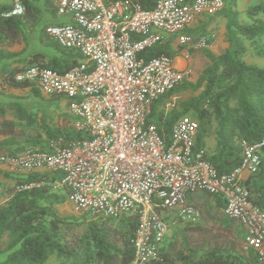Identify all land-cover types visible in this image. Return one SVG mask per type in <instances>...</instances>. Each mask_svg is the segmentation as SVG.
Returning <instances> with one entry per match:
<instances>
[{
	"label": "built area",
	"instance_id": "built-area-1",
	"mask_svg": "<svg viewBox=\"0 0 264 264\" xmlns=\"http://www.w3.org/2000/svg\"><path fill=\"white\" fill-rule=\"evenodd\" d=\"M6 16H22L23 0H6ZM65 20L46 26L59 46L82 58L64 72L41 64L20 70L43 95L63 96L76 118L81 138L53 140L48 149L28 148L0 154V165L18 177L51 173L55 190L67 189L77 212L120 218L138 212L130 264L161 260L166 237L180 222H194L200 209L194 194L204 191L224 201L225 216L245 228L244 249L264 264V208L253 204L245 182L261 165L264 138L242 142V158L220 173L197 147L199 122L179 118L167 137L148 117L160 97L189 80L188 65L176 57L140 54L171 40L180 54L210 49L213 35L195 37L185 30L203 14H217L223 0H157L144 9L135 0H51ZM42 182L32 181L20 188ZM1 191V190H0ZM168 211L167 216L163 213ZM173 215V216H172Z\"/></svg>",
	"mask_w": 264,
	"mask_h": 264
},
{
	"label": "trees",
	"instance_id": "trees-1",
	"mask_svg": "<svg viewBox=\"0 0 264 264\" xmlns=\"http://www.w3.org/2000/svg\"><path fill=\"white\" fill-rule=\"evenodd\" d=\"M55 14L51 0H23L26 12L22 16H6L9 4L0 0V80L7 88H30L32 94L43 96L29 81H20L16 74L31 65L41 64L60 72L74 66L82 56L78 51L53 45L58 55L45 61V54L37 51L25 57L8 47L26 41L27 35L42 21L41 2ZM144 9H152L157 0H135ZM218 15L227 17L228 47L216 54L205 50L207 64L194 82L185 80L174 89L160 96L152 105L149 123H155L167 137L174 123L183 115L193 113L199 122L197 147L205 149V138L214 134L217 148L206 156L220 173L230 172L242 158V142L255 143L264 138V67L244 59L248 51L247 41L254 42L264 36V0L250 5L246 12L251 22L240 20L236 0H223ZM46 28V27H45ZM43 28L44 33L46 29ZM185 31L195 32L187 28ZM49 37V36H48ZM179 55L171 40L160 42L141 56L151 58L160 54ZM264 56V48L258 50ZM190 91L193 95L180 102L165 114L159 105L174 93ZM3 94V90H0ZM66 103L63 96H57ZM68 108V102L66 103ZM69 111V109H68ZM65 123H49L20 103L0 101V152L14 155L28 148L48 149L53 140L81 138L82 132L73 127L75 117L69 111L64 114ZM216 124V127H214ZM58 176L51 173H35L18 177L10 197L0 204V255H6L0 264H46L55 254L72 264H130L135 255L133 238L140 224L138 212L124 214L120 218L96 219L63 217L57 206L70 200L67 189L55 190L51 184ZM32 181L38 186L20 188ZM250 201L264 208V150L259 171L245 182ZM224 205V201L218 198ZM163 248L161 260L145 264H259L257 256L250 258L233 251L211 250L207 252L179 253L168 256Z\"/></svg>",
	"mask_w": 264,
	"mask_h": 264
},
{
	"label": "rangeland",
	"instance_id": "rangeland-1",
	"mask_svg": "<svg viewBox=\"0 0 264 264\" xmlns=\"http://www.w3.org/2000/svg\"><path fill=\"white\" fill-rule=\"evenodd\" d=\"M251 1L252 0H239V8L238 5L236 6L240 12V20L243 22H251V18L246 12L247 8L250 5H253V3H250ZM259 1L261 0H256V2ZM41 8V23L27 35L26 41L10 46L8 49L21 50L24 57L33 52L40 51L45 54V61H47L51 56L58 55V51L53 45L54 41L43 31V28L52 23L55 13L47 7L44 1L41 2ZM57 17L61 20L58 19L59 21L53 23L61 22L64 19L60 15H57ZM189 29L194 30L195 32H186L195 37L212 34V45L219 44L218 53H221L224 50L221 42H228L227 17L224 15L203 14ZM174 39L175 36L173 37V46L175 49H179L180 54V48L175 44L176 41ZM247 44L249 46V51L244 56L247 57L248 60L259 61L258 65L264 67V57L262 58V56L258 54V49L264 48L263 39H256L254 42L247 41ZM179 59L180 57L176 59V62H178ZM188 62V70L190 72V78L188 81L194 82L198 79L207 64L205 50H190ZM5 91L6 92L3 93H5L6 96L19 98L22 105L37 114L38 118L42 121L62 124V122L65 123V119H63L64 114H69L65 101L59 97L48 95L38 97L32 94L30 88L15 90L7 88ZM192 95L193 94L190 91L174 93L170 98L166 99L164 104L159 105V109H164L165 114L170 115L173 108L179 109L180 102L190 98ZM181 117L196 119L192 112ZM215 127L216 124H214L213 128ZM205 143L206 152L208 155H211L217 148V139L214 134L207 136L205 138ZM2 153H6V151L2 150L0 154ZM16 178H18L17 173L0 169V202L5 198L10 197ZM194 197L193 201L200 209V218L194 222H180L171 228L163 246L164 250L168 253V256L174 258L181 252L190 253L207 252L211 250H228L236 252L243 257L250 258L252 254L247 252L243 247L245 228L238 221L224 215V205L218 197L204 191L196 192ZM56 208L59 214L63 217H76L80 220L83 218L96 219L93 216L77 212L71 200L58 205ZM168 213V211H165L163 216H167ZM5 256L6 255H0V260H3ZM54 257H56L55 254H53L50 259ZM53 264L72 263L70 260L56 257L55 260H53Z\"/></svg>",
	"mask_w": 264,
	"mask_h": 264
},
{
	"label": "crops",
	"instance_id": "crops-1",
	"mask_svg": "<svg viewBox=\"0 0 264 264\" xmlns=\"http://www.w3.org/2000/svg\"><path fill=\"white\" fill-rule=\"evenodd\" d=\"M236 1H237V5H238V8H239V0H236ZM250 3L256 4V3H258V2H256V0H252ZM247 4H249V3H247ZM57 15H58V14L56 13V14H55V17H54V19H53V21H52V23L61 20V19H59V18L57 17ZM214 15H215V14H214ZM258 16H259L260 18H263V19H264V14H263V13L258 14ZM58 19H59V20H58ZM63 20H65V18H64ZM251 21H252V20H251ZM260 38H262L263 41H264V36H262V37H260ZM260 38H256V39H260ZM218 45H219V44L212 45V47L210 48V50L213 51V52L216 53V54H219V53H218V52H219V46H218ZM221 45H222V47L225 49V48L228 47L229 43H228V42H225V43L221 42ZM247 46H248V44H247ZM248 47H249V46H248ZM258 50H259V49H258ZM13 51L20 52V56H19V57H24L23 54L21 53V50H13ZM248 51H249V50H248ZM248 51H247L245 54H247ZM260 56H261V55H260ZM179 57H180V59L178 60V62H176V64H177L178 67H183V66H185V65H188L189 62H188V58L186 57L185 53H182L181 55H178V56L176 57V59L179 58ZM263 57H264V56H262V58H263ZM244 59H245L247 62H249V63H254V64H257V65H258V62H259V61H257V60H248L247 57H245V56H244ZM5 89H7V87H3V86L1 85V80H0V90H3V92H6ZM9 89H13V90H15V89H20V88H9ZM24 89H28V88H24ZM9 93H11V92H9ZM6 94H7V93H6ZM0 101H1V102H5V103H7V102H15V103H16V102H17V103L22 104V103H21V100H20L19 98H12V97H10V96H6L5 93H3V94L0 95ZM214 136H215V135H214ZM5 139H7V135H0V141H3V140H5ZM6 148H7V147H5L3 150L6 151V150H5ZM0 169L7 170V168H6L5 166H3V165H0ZM7 199H8V198H5L3 201L0 202V204L3 203V202H5ZM50 258H51V257H50ZM50 258H49V260H48V262H47L46 264H53V260H55L56 257H54V258H52V259H50Z\"/></svg>",
	"mask_w": 264,
	"mask_h": 264
}]
</instances>
